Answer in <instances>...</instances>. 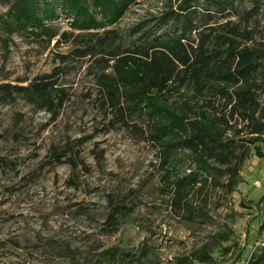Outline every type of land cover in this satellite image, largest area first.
<instances>
[{"label":"rangeland","instance_id":"obj_1","mask_svg":"<svg viewBox=\"0 0 264 264\" xmlns=\"http://www.w3.org/2000/svg\"><path fill=\"white\" fill-rule=\"evenodd\" d=\"M8 10L0 0L2 39L7 35L1 19ZM159 10L157 0L131 6L108 28L116 38L107 41L104 30L78 35L59 14L46 24L59 35L73 33L67 43L13 34L6 51L0 42V84H19L60 67L70 92L56 120L21 99L0 104V264H113L105 254L110 250L116 264H175L176 257L203 248L212 252L211 264H247L264 240V204L257 206L264 196V158L253 149L235 192L209 186L188 196L186 203L194 209L189 219L173 208L172 194L165 191L156 146L126 128L103 132L108 119L96 102L99 61L118 47H130L138 38L132 33L137 24ZM260 29L264 38V17ZM76 50L90 54L59 60L58 55ZM132 120L144 127L142 120ZM74 142L73 153L79 152L82 162L76 174L68 164H46L51 148L61 151ZM71 178L78 188L70 186ZM110 200L125 208L115 234L104 231Z\"/></svg>","mask_w":264,"mask_h":264},{"label":"trees","instance_id":"obj_2","mask_svg":"<svg viewBox=\"0 0 264 264\" xmlns=\"http://www.w3.org/2000/svg\"><path fill=\"white\" fill-rule=\"evenodd\" d=\"M5 1L9 10L1 28L7 38L0 37V42L8 51V37L13 34L44 38L49 44L69 42L73 33L59 35L46 24L59 14L71 21L69 27L78 35L104 30L106 41L116 38L115 30L108 28L143 0ZM157 2V16L134 28L135 42L99 61L96 102L108 119L104 133L122 127L156 146L173 208L192 219L194 209L186 203L189 195L209 186L231 194L241 183L240 172L251 150L264 158V38L260 29L264 0ZM89 54V50H76L58 58L64 63L73 55L84 58ZM65 74L58 67L26 82L0 84V104L21 99L56 120L70 100L69 88L62 83ZM134 118L142 120L144 127L131 124ZM72 144L61 151L51 148L46 164H68L76 174L82 162H78L79 152L73 153L77 142ZM69 183L78 188L74 179ZM262 204L264 196L257 206ZM124 210L110 200L104 231H119ZM148 251L145 248L144 253ZM105 254L116 264L114 251ZM194 262L211 264L212 252L203 248L174 259L175 264ZM247 264H264V240Z\"/></svg>","mask_w":264,"mask_h":264}]
</instances>
